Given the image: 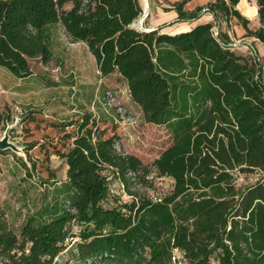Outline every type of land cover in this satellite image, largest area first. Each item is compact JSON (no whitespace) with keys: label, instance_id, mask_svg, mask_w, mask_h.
<instances>
[{"label":"trees","instance_id":"16d2710c","mask_svg":"<svg viewBox=\"0 0 264 264\" xmlns=\"http://www.w3.org/2000/svg\"><path fill=\"white\" fill-rule=\"evenodd\" d=\"M187 1L172 5L179 22L204 13L236 18L264 44V0H249L257 8L254 31L236 10L240 0H215L193 12L184 11ZM141 14L138 0H0L1 68L30 77L31 60L50 62L49 29L59 26L71 43L86 46L101 77L124 79L147 124L172 136L150 164L117 147L113 133L79 139L59 153L67 166L63 200L18 231L0 205V264H54L69 246L82 264H264L262 68L236 54L215 24L174 35L160 33L163 27L142 32L131 27ZM7 121L0 114V131ZM38 145H22L25 159L0 154H12L30 179L36 163L29 152ZM253 173L254 183L237 185L240 175ZM156 179H168L169 191L151 198L133 189H152ZM111 180L128 201L115 197Z\"/></svg>","mask_w":264,"mask_h":264},{"label":"rangeland","instance_id":"374dc122","mask_svg":"<svg viewBox=\"0 0 264 264\" xmlns=\"http://www.w3.org/2000/svg\"><path fill=\"white\" fill-rule=\"evenodd\" d=\"M138 1L142 10L147 11L142 24V28L147 29L152 0H147L146 7L143 0ZM161 1L157 0V3L166 5L165 0ZM254 7V2L249 0H241L236 6L253 29L258 27V18L247 14L246 9L252 12ZM141 20L142 16L134 25L140 24ZM49 39L51 60L47 64H42L39 59L31 60L30 77L17 79L0 67V114L8 119L4 130L0 131V143L5 141L7 128L9 141L18 154L24 143L39 142L29 152L36 163V172L30 179L12 154H0V205L17 231L26 219L36 216L55 200L64 199L59 190L66 176L65 164L58 154L79 139L95 140L113 133L119 138L117 147L135 155L144 164L152 163L172 144V136L166 128L143 120L120 77L99 75L95 60L84 44L71 43L59 26L49 29ZM252 58L259 65L261 60L264 78V57ZM31 111L36 113L29 116ZM19 156L25 159L24 154ZM258 176L256 173L240 175L237 185L252 184ZM38 178L48 180L50 186L37 183ZM153 186L151 189L137 185L133 189L154 198L156 193L169 191L171 183L168 179H156ZM109 188L121 201L129 200L116 181L111 180ZM68 249L55 259L54 264H82L74 258L70 246Z\"/></svg>","mask_w":264,"mask_h":264},{"label":"crops","instance_id":"0c3cea01","mask_svg":"<svg viewBox=\"0 0 264 264\" xmlns=\"http://www.w3.org/2000/svg\"><path fill=\"white\" fill-rule=\"evenodd\" d=\"M165 1H166L165 3L166 5H164V3L160 5L157 3V0H152L151 4L153 9L148 23L149 29L156 30L158 28L163 27L160 33L174 35V34L190 31L193 27H195L198 24L212 23L213 25L214 24L217 25L216 27L219 29V31L228 37V40L231 44L237 45V47L234 49L238 52L239 55L242 56L251 55L256 57L257 60L264 57V44L260 43L253 37L248 36L245 28L236 18H232L229 21H225L224 19L221 18L214 20V17L211 13H204L199 17V19L195 21L179 22L177 20L178 17L177 13L172 9V5L175 3L182 2L184 0H165ZM158 2L161 3L162 1L158 0ZM213 2H215V0H188L184 5L183 9L186 12H193L197 8H205L208 4ZM164 7L166 8L165 10L163 9ZM254 8H256V6ZM236 10H238V8H236ZM241 17L244 18L242 15ZM244 19L248 22L247 28L251 31H254L256 28L255 29L251 28L249 21L246 18ZM259 62L261 65L262 64L261 60H259ZM112 75H117L118 77L121 78V76L117 73ZM121 79L125 83L126 92L130 99L127 84L123 78ZM130 101L134 106H136V108L139 110L140 114L142 115L140 108L135 103H133L131 99ZM66 170H67V166L65 165V175H66Z\"/></svg>","mask_w":264,"mask_h":264},{"label":"water","instance_id":"95a60500","mask_svg":"<svg viewBox=\"0 0 264 264\" xmlns=\"http://www.w3.org/2000/svg\"><path fill=\"white\" fill-rule=\"evenodd\" d=\"M142 20H141V23H140V26L139 27H136L134 24L131 26L133 28H136L138 31H142V32H151V31H154L155 29H149V28H145L143 29L142 28V24L144 22V19L147 17V13H145L143 10H142ZM8 132H9V128L6 129V131L4 132V136H5V141L3 143H0V151H3V150H10L12 152H14L15 154L17 155H22L23 152L21 149H19L20 153L21 154H18L17 152H15L14 150V147L12 145V143L9 141V137H8ZM11 143V144H10Z\"/></svg>","mask_w":264,"mask_h":264},{"label":"built area","instance_id":"2783aa9c","mask_svg":"<svg viewBox=\"0 0 264 264\" xmlns=\"http://www.w3.org/2000/svg\"><path fill=\"white\" fill-rule=\"evenodd\" d=\"M212 32H213V35L216 37L217 34H218V29H217L216 27H214V28L212 29ZM228 46H229L232 50H235L234 48L237 47L236 44H231V43H230ZM118 185H119V188L123 191V186H122L121 184H119V183H118ZM179 258H180V253L177 252V251H175V257L173 258V260H178Z\"/></svg>","mask_w":264,"mask_h":264},{"label":"bare ground","instance_id":"6f19581e","mask_svg":"<svg viewBox=\"0 0 264 264\" xmlns=\"http://www.w3.org/2000/svg\"><path fill=\"white\" fill-rule=\"evenodd\" d=\"M144 1V3H145V7H146V4H147V0H143ZM244 5H242V7H243ZM246 8V7H245ZM145 12H147V11H145ZM246 12H247V14H254L255 16H257V8H254L253 9V11L251 12L250 11V9L248 8V9H246ZM141 23V22H140ZM139 25L140 24H137L136 26L137 27H139ZM15 150V149H14ZM19 150V149H18ZM21 154V153H20Z\"/></svg>","mask_w":264,"mask_h":264}]
</instances>
